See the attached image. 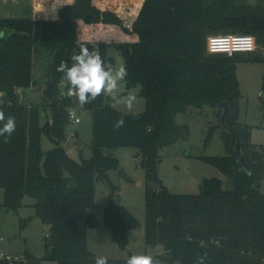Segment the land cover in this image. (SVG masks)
<instances>
[{
  "label": "trees",
  "instance_id": "16d2710c",
  "mask_svg": "<svg viewBox=\"0 0 264 264\" xmlns=\"http://www.w3.org/2000/svg\"><path fill=\"white\" fill-rule=\"evenodd\" d=\"M85 26H112L137 41L111 42L83 40ZM253 36L264 48V5L237 4L234 0H144L132 30L110 10H101L94 0H74L58 12L55 20L0 18V105L5 116L16 121L11 137L0 136V191L2 207L19 214L26 198L33 199L35 217L49 225L44 255L34 257L29 250L26 264H95L88 247V231L98 222L90 212L95 208L96 183L119 168V161L106 152L133 148L140 152L142 167L150 176L158 173L160 150L189 137L188 125L176 118L189 108H231L228 129L220 136L224 157L197 159L217 168L233 184L223 190L218 179H204L198 195H172L165 187L146 190L145 240L148 247L163 246L159 259L166 264H194L197 254L208 253L206 264H264V149L250 145L251 128L239 122L240 83L238 63H264V58L240 55H211L207 39L214 36ZM98 46L106 63L116 65L109 48L117 50L126 65L127 91L140 88L145 111L134 117L108 106L106 97L81 107L77 99L62 96L61 60L70 61L79 45ZM49 57L44 105L23 103L18 90L35 84V57ZM264 91V88H263ZM80 108L91 114L92 157L82 165L70 160L62 144L71 123L69 113ZM41 110H49L51 120L42 124ZM123 116L124 126L115 122ZM2 127V125H0ZM217 127L204 141L208 148ZM54 146L43 151V137ZM240 143L245 166L236 152ZM31 219L20 218V230ZM104 224L122 251L129 234L140 227L124 207L111 197L104 210ZM208 243L206 249L199 242ZM130 257V256H129ZM126 260L108 264H125ZM2 264V263H0ZM25 264V263H19Z\"/></svg>",
  "mask_w": 264,
  "mask_h": 264
},
{
  "label": "rangeland",
  "instance_id": "374dc122",
  "mask_svg": "<svg viewBox=\"0 0 264 264\" xmlns=\"http://www.w3.org/2000/svg\"><path fill=\"white\" fill-rule=\"evenodd\" d=\"M96 1L98 4V0ZM133 1L132 7L135 9V6L139 5L141 1ZM234 1L237 4L264 5V0ZM106 7L119 11L120 15L125 18V22H127V11H129L130 7L127 5V0H107ZM0 8L7 10L11 7L10 5L3 6L0 4ZM23 12L17 13L16 19H31L30 17H25L27 16V11ZM121 36L119 34L117 37H112L114 39L111 42L126 41V35H123V38ZM257 46L255 55L251 53L238 55L244 58L252 55L264 58L263 46ZM108 53L115 60L116 65L124 61L121 54L113 47L109 48ZM48 63L49 57L47 54L35 57L33 75L37 82V89L33 96L25 94L21 98L23 103L39 107L44 105L43 91L47 84ZM236 68L242 94L239 122L251 128L250 145L255 149H264V96L258 95L264 88V63L242 62L238 63ZM123 86L125 91H127L125 83ZM131 91H135L138 94L134 109L131 112H127L122 107L116 108V110L139 116L145 111V100L139 96V87ZM189 110L186 114H180L176 118L177 125H188L190 127L189 137L186 140H179L173 146L166 147L159 152L160 166L158 176L162 186L149 178L142 167L143 158L138 150L122 148L106 152L107 155L111 154L118 159L119 168L109 171L106 180H99L96 183L95 208L90 212L96 217L98 230L91 229L88 234L89 249L96 254V258L106 256L111 261H122L127 260L133 254H150L159 261V264H166L159 259V256L164 253L163 246L159 245L152 248L146 245V190L148 188L160 190L165 187L172 195L193 196L200 193V185L204 179L214 178L223 183L224 191L232 190V181L227 176L222 174L217 168L197 159L201 156H226L225 147L220 138L222 129L219 127L218 109L204 107L203 109L190 108ZM73 111L75 117L80 119V123H74L71 120L66 131L67 139L62 146L66 150L80 147L84 150V158L87 160L92 157L93 125L91 114L79 107L73 109ZM41 119H45L44 110H41ZM212 127H217V130L210 146L205 148L204 141ZM76 136H78V145H76ZM53 149L54 146L44 136L43 151L48 152ZM79 154L81 153L79 152ZM121 170L125 172L129 180L122 177L120 174ZM261 192L264 194V181L262 182ZM111 197L114 205L126 208L140 223V227L132 231L129 236L130 244L126 251L120 250L113 240L110 230L104 224V210ZM2 203L3 197L2 193H0V250L12 255L29 250L36 258L43 257L44 244L49 236L50 226L40 222L35 217L33 209L24 208L22 218L31 220L21 231V217L13 212H8L1 206ZM29 203H34V200L26 198L24 204L28 205Z\"/></svg>",
  "mask_w": 264,
  "mask_h": 264
},
{
  "label": "clouds",
  "instance_id": "9594fccd",
  "mask_svg": "<svg viewBox=\"0 0 264 264\" xmlns=\"http://www.w3.org/2000/svg\"><path fill=\"white\" fill-rule=\"evenodd\" d=\"M55 5H65L64 0H53ZM251 41V37H247ZM244 49L229 50L231 55L233 51H243ZM250 50V49H249ZM69 61L61 60L56 71L62 73L61 81L65 87V95L75 97L81 107L92 103L100 97L108 98L110 107L123 108L127 112L134 109L138 100V94L135 91H125L124 82L128 76L126 65L120 62L118 65L106 63L101 56L98 46L92 49L86 44L79 45V52L74 53ZM264 96V91L258 93ZM123 116L119 118L114 127L119 129L124 126ZM0 136L11 137L16 130V121L12 116H5L0 109ZM201 249H206L208 243L201 240L198 245ZM208 253L205 251L202 255L197 254L194 264H206ZM95 264H108L106 256H99L95 259ZM125 264H159V261L150 254H133L127 258Z\"/></svg>",
  "mask_w": 264,
  "mask_h": 264
},
{
  "label": "crops",
  "instance_id": "0c3cea01",
  "mask_svg": "<svg viewBox=\"0 0 264 264\" xmlns=\"http://www.w3.org/2000/svg\"><path fill=\"white\" fill-rule=\"evenodd\" d=\"M140 1H141L140 4L136 5L135 9H134V7H132L134 4V1L133 0H127V5L130 6L128 9L129 11H127V22H125V18L120 15L119 11H116L112 8L106 7L107 0H98V4H97V1L94 0V3L101 10H110V11L116 13L123 20L125 27L129 31H131L133 24L136 21L138 13H139V11L142 7V4L144 2V0H140ZM73 2H74V0H64L65 5H59L58 6V5L54 4L53 0H28V1H25V0H0V4H2L3 6H5V5L9 6L10 5V7H11L10 9H7V10L0 8V18H16L17 13L27 11V16H25V17H30L33 20H55L58 17V12L60 11V9H62L64 6L72 4ZM80 31H81V38L83 40H87V41L88 40H103V41H106L108 43H111L112 39H114L112 37H114V36L117 37L120 34V35H122L121 38H123V35H126L120 29H118L116 27L104 26L102 24L96 25V26H85V25H83V23H80ZM125 40L126 41H137L138 36L135 34H127ZM36 89H37V82L35 81V84H33V86L31 88L22 91L23 97L25 94L29 95V96H31V95L33 96ZM189 109H188V111H190ZM117 111H119V110H117ZM44 112H45V119L42 120V124L51 120L50 111L46 110ZM122 113L137 117L132 113H124V112H122ZM76 140H77L76 145H78V136H76ZM71 150H77L78 153L80 152L82 154L83 159L85 160L83 149H81L79 147V148H73ZM71 150H67V152L71 151ZM81 151H83V152H81ZM87 160H90V158ZM0 193H2V197H3L4 192L0 191ZM34 204H35V201H34V203H29L28 205L24 204V207L19 211L18 215L22 218L23 217L22 212L24 211V208L31 210V209H33L32 206ZM97 228L93 229V230H98ZM89 231H88V234H89ZM131 233L129 234V236L131 235ZM88 247H89V242H88ZM24 252H25V250L22 253H24ZM90 252L96 258V254L93 253L92 250H90ZM22 253H20V254H22Z\"/></svg>",
  "mask_w": 264,
  "mask_h": 264
},
{
  "label": "built area",
  "instance_id": "2783aa9c",
  "mask_svg": "<svg viewBox=\"0 0 264 264\" xmlns=\"http://www.w3.org/2000/svg\"><path fill=\"white\" fill-rule=\"evenodd\" d=\"M247 37H251V41L247 39ZM257 40L253 36H245V35H227V36H214L209 37L207 39V51L211 55H224L228 57H234L241 53H255L257 52ZM234 49H244L243 51H233L231 55L228 54L229 50ZM250 49V50H249ZM23 90H18L17 93L21 98ZM2 94H0V105L3 103ZM69 117L74 123H80V119L76 118L74 115V111L72 110L69 113ZM2 241V239H1ZM0 263L2 264H19V263H28L24 254H9L0 250Z\"/></svg>",
  "mask_w": 264,
  "mask_h": 264
},
{
  "label": "water",
  "instance_id": "95a60500",
  "mask_svg": "<svg viewBox=\"0 0 264 264\" xmlns=\"http://www.w3.org/2000/svg\"><path fill=\"white\" fill-rule=\"evenodd\" d=\"M60 93L62 96H65V87L63 84L60 85ZM219 109L222 110V114L220 116V124L222 125L223 128L228 129L227 126V120L230 118L231 115V108L229 106L228 103H223L219 106ZM236 152H237V157L238 160L242 166V168H244L245 166V159L243 157L242 154V149H241V145L240 143H238L236 145ZM67 156L70 160H72L73 162H76L79 165H82V161L80 159L79 153L77 150H71L67 153ZM120 174L122 175V177H124L126 180H129V178L127 177V175L125 174V172L123 170H121ZM150 179H152L156 184L162 186V183L159 179L158 173H153L149 176Z\"/></svg>",
  "mask_w": 264,
  "mask_h": 264
}]
</instances>
